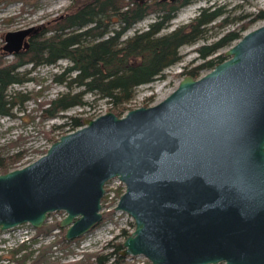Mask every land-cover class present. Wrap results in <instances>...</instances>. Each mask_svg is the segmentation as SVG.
<instances>
[{
    "label": "water",
    "instance_id": "95a60500",
    "mask_svg": "<svg viewBox=\"0 0 264 264\" xmlns=\"http://www.w3.org/2000/svg\"><path fill=\"white\" fill-rule=\"evenodd\" d=\"M40 25L8 30L1 49ZM226 58L184 74L164 98L83 118L34 160L0 172V229L41 227L53 211L70 241L103 218L106 182L125 184L115 210L134 229L119 254L152 264H264V23Z\"/></svg>",
    "mask_w": 264,
    "mask_h": 264
},
{
    "label": "trees",
    "instance_id": "16d2710c",
    "mask_svg": "<svg viewBox=\"0 0 264 264\" xmlns=\"http://www.w3.org/2000/svg\"><path fill=\"white\" fill-rule=\"evenodd\" d=\"M190 1L72 0L67 12L42 23L39 30L29 37V46L13 52L11 60L5 61L0 53V115L12 114L16 98L19 104L29 98V94L19 90L8 91L13 83L31 78L27 75L30 71H22L20 67L30 63L34 68L55 63L60 58L68 59L69 64L55 73L54 80L65 83L68 89L45 102L42 111L47 117H54L73 105L86 104L83 99L86 92L106 97L113 111L122 114L125 103L133 98L139 84L162 76L167 66L180 60V46L198 39L206 25L225 12L223 5H204L190 21L160 33L176 12ZM150 14H155V18L145 29L121 38L127 29ZM258 18H264V9H260L250 21ZM247 22L226 31L211 43L197 46L196 51L203 61L191 67L184 65L179 74L188 73L196 77L202 69H210L226 58L223 53L206 57L240 37ZM75 85L82 86V89L72 92ZM68 117L71 125L68 130L83 123L81 116ZM0 167L3 171L8 170L6 158L0 157ZM54 225L59 226V223L44 224L37 231L47 233ZM122 234L126 237L129 233L123 230ZM51 245H40L35 255L36 249L27 250L25 242L12 247L11 251L16 254L24 250L18 264H48ZM110 248V251L87 256L93 255L95 264H125L126 257L119 254L122 241L111 243Z\"/></svg>",
    "mask_w": 264,
    "mask_h": 264
},
{
    "label": "rangeland",
    "instance_id": "374dc122",
    "mask_svg": "<svg viewBox=\"0 0 264 264\" xmlns=\"http://www.w3.org/2000/svg\"><path fill=\"white\" fill-rule=\"evenodd\" d=\"M71 2L72 0H0V47L4 42L6 31L30 25H41L45 21L67 12ZM211 3L215 6L223 5L225 12L209 22L204 33L198 39L180 46V60L167 66L162 76L151 82L139 84L134 90L133 98L125 103L122 114L130 108L158 102L170 93L184 75L179 74L184 65L191 67L203 61V58L198 56L197 46L213 42L223 33L238 27L241 23L248 21L247 27L242 33L264 23V18L250 21L260 9H264V0H191L176 12L169 24L160 30V33L168 32L177 25L190 21L198 13L201 6ZM153 18H155V14L146 16L127 29L121 38L145 29ZM230 44L219 47L206 58L224 53ZM2 51L0 48V53L5 61L12 59V53ZM66 64H69V60L60 58L55 63L40 64L34 68L30 63L23 65L20 70L30 71L27 75L31 78L22 83H13L9 87L8 91L17 92L19 90L29 94V98L22 104H19L16 98L12 114L0 115V157L6 158L8 170L34 160L46 151L53 140L69 131L71 125L68 116L95 117L107 110H113L112 104L106 97H101L94 92H86L83 97L87 101L86 104L73 105L66 110L59 111L54 117H47L42 111L45 102L68 89L65 83L54 80L55 73L60 72ZM207 70L209 69H202L199 75ZM80 89L82 86L75 85L72 92ZM0 172H4L1 167ZM121 190L122 185L117 182H113L107 187V192L101 201L103 218L97 226L79 239L65 243L66 241H63L65 228L56 225L47 233L37 231V228L26 223L17 226L21 230L9 234L8 229L0 231V264H18V258H21V253L24 250L13 254L11 248L20 244L21 238H28L23 242H25L27 250L36 249L34 255L40 245L52 244L48 249L50 259L48 264H58L59 262L95 264L94 256H87L89 253L110 251L111 243L123 241L125 238L122 234L123 230L130 233L134 229V220L129 213L114 210ZM61 216V211H53L43 225L59 223ZM26 227L28 230L25 233ZM3 258L4 260H1ZM125 264L151 263L145 258L135 255L127 256Z\"/></svg>",
    "mask_w": 264,
    "mask_h": 264
},
{
    "label": "built area",
    "instance_id": "2783aa9c",
    "mask_svg": "<svg viewBox=\"0 0 264 264\" xmlns=\"http://www.w3.org/2000/svg\"><path fill=\"white\" fill-rule=\"evenodd\" d=\"M113 182H117V183H119V184H121L122 185V190H121V193L124 191V189H125V184H124V182L121 180V179H119L118 177H112V178H110L107 182H106V185H105V188H106V191H105V193L107 192V187L111 184V183H113ZM116 205V204H115ZM115 205H114V207H115ZM115 210V209H114ZM58 211H61V213H62V216L60 217V218H62L63 216H65V214H66V212L64 211V210H58ZM48 218H49V215H48ZM26 224H28V223H26ZM17 226H19V225H17ZM17 226H15V227H13V228H11V229H8V234L10 233V232H15L16 230H21V229H19V227H17ZM26 230H25V233L27 232V230H28V228L26 227L25 228ZM11 230V231H10ZM0 231H3L2 229H0ZM24 240H28V238L27 239H24V238H21V242H23ZM141 258H145L146 260H148V261H150L146 256H144V255H139ZM6 259H8V258H6ZM1 260H4V258L3 259H1ZM143 260V259H142ZM150 263L152 264V262L150 261Z\"/></svg>",
    "mask_w": 264,
    "mask_h": 264
}]
</instances>
